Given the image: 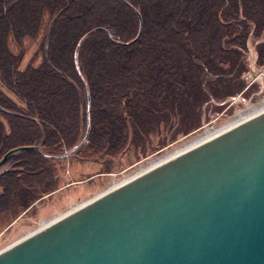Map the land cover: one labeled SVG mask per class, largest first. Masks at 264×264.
Here are the masks:
<instances>
[{
  "label": "trees",
  "instance_id": "16d2710c",
  "mask_svg": "<svg viewBox=\"0 0 264 264\" xmlns=\"http://www.w3.org/2000/svg\"><path fill=\"white\" fill-rule=\"evenodd\" d=\"M46 12L41 60L22 70L10 38H37ZM262 36L264 0H0V82L12 94L0 88V162L34 147L1 168L0 224L57 189L69 151L115 158L131 134L235 96L219 81L243 78L248 43ZM257 53L264 67V43ZM206 75L219 80L212 95Z\"/></svg>",
  "mask_w": 264,
  "mask_h": 264
},
{
  "label": "water",
  "instance_id": "95a60500",
  "mask_svg": "<svg viewBox=\"0 0 264 264\" xmlns=\"http://www.w3.org/2000/svg\"><path fill=\"white\" fill-rule=\"evenodd\" d=\"M32 149L11 150L0 173ZM0 264H264V113L66 213Z\"/></svg>",
  "mask_w": 264,
  "mask_h": 264
},
{
  "label": "rangeland",
  "instance_id": "374dc122",
  "mask_svg": "<svg viewBox=\"0 0 264 264\" xmlns=\"http://www.w3.org/2000/svg\"><path fill=\"white\" fill-rule=\"evenodd\" d=\"M49 16L48 12L44 13L42 31L37 38L25 39L21 44L10 38L12 51L23 52L22 70L34 59L36 64L40 62V49L50 22ZM262 43H264V36L252 37L248 43L246 60L249 67L247 73L241 78L246 81L248 88L251 86L246 89V93L238 92L241 79L237 81L236 78L225 77L219 81L216 77L206 75L204 87L210 95L213 93L214 86L208 84L209 81L212 83L219 81V84L224 87L223 91L237 92L236 95L225 98L211 97L199 107L197 111L199 116H193L195 119L187 122H183L179 115H170L168 119H162L161 122L154 124L151 131L142 137L134 138L131 134L127 145L118 157L83 158L76 150L69 151L66 160L59 166L57 189L37 201L10 225L0 224V252L30 233L36 232L42 222L51 221L67 213L71 208L104 193L115 182L120 183L134 176L140 169L149 167L152 162L164 159L197 138L204 137L207 130L216 131L240 119L241 115L249 113L251 108L262 106L264 67L258 65L257 53V47ZM0 88L12 96L1 82ZM191 113L194 115L196 111ZM193 126L194 130L188 134V130Z\"/></svg>",
  "mask_w": 264,
  "mask_h": 264
},
{
  "label": "bare ground",
  "instance_id": "6f19581e",
  "mask_svg": "<svg viewBox=\"0 0 264 264\" xmlns=\"http://www.w3.org/2000/svg\"><path fill=\"white\" fill-rule=\"evenodd\" d=\"M250 110H251V111H249V113H247V114H245V115H241L240 119H238V120H236V121H234V122H231V123H229L228 125H226V126H224V127H222V128H219V129L216 130V131H213V132H212V131H210V130H207L206 133H205V136H204V137L197 138L196 140H194V141L191 142L190 144L185 145L184 148H182V149H180V150H178V151H176V152H174V153H172V154L166 156L164 159H159V160H156V161L152 162L151 165H150L149 167L140 169V171H138L134 176H132V177H130V178H128V179H125V180H123V181L120 182V183H116V182H115V183L113 184V186H111V187H110L107 191H105L104 193H109V192H111L112 190L117 189V188H119L120 186L126 184L128 181H130V180H132V179H134V178H136V177H139V176L145 174L146 172H148V171H150V170L156 168L157 166H159V165L165 163L166 161H168V160H170V159H172V158H174V157H176V156H179V155H181L182 153H184V152H186V151H189V150H191V149H193V148H195V147H197V146H199V145H201V144H203V143L209 141L210 139L216 137L217 135H219V134H221V133L226 132L227 130H229V129H231V128H234V127H236V126H238V125H240V124H242V123H244V122L249 121L250 119H252V118H254V117H257V116L263 114V113H264V102L262 103V106H260V107H254V108H251ZM104 193H102V194L96 196L95 198H97V197L103 195ZM95 198H93V199H91V200H89V201H87V202H84L83 204H79L77 207H73V208H71L67 213H72V212H74V211L80 209L81 207H83L84 205L88 204L90 201L94 200ZM65 214H66V213H65ZM65 214L59 215L58 217L54 218V219L51 220V221L42 222V223L40 224V227H39L38 230H42V229L46 228L48 225L54 223L55 221H58L59 219L63 218ZM33 233H34V232H33ZM33 233H30L28 236L32 235ZM28 236L24 237L23 239L27 238ZM23 239H22V240H23Z\"/></svg>",
  "mask_w": 264,
  "mask_h": 264
}]
</instances>
